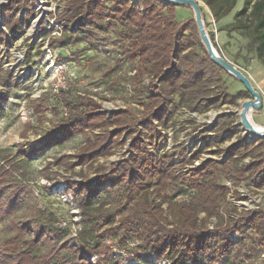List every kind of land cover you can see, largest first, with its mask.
<instances>
[{
  "label": "trees",
  "instance_id": "16d2710c",
  "mask_svg": "<svg viewBox=\"0 0 264 264\" xmlns=\"http://www.w3.org/2000/svg\"><path fill=\"white\" fill-rule=\"evenodd\" d=\"M200 1L219 22L238 0ZM176 6L163 0H65L64 10L59 12L66 23L64 30L101 24L106 18L116 20L119 28L115 33L126 41L122 55L134 67L132 80L146 123L156 120L165 126L178 107L204 112L224 103L237 106L238 99L249 96L245 90H227L221 75L224 70L207 54L194 17L177 21ZM9 25L15 30L14 22L9 21ZM223 27L245 36L247 51L264 66V0H242L233 21ZM2 42L5 39L1 38ZM60 103L66 115L43 143L91 131L84 138V151L74 156L77 164L109 154L108 150L118 145L113 139L120 128L135 119L130 108L107 115L96 102L78 92L67 90ZM234 116L221 118L229 133H236L234 128L239 126ZM108 126L114 129L107 130ZM93 129L105 130L94 133ZM217 137L225 140L223 133ZM145 141L133 138L126 156L109 168H96L94 179L69 186L77 201L80 225L68 241H63L64 230L56 224V214L42 211L24 183L23 160L30 156L23 153L15 160L3 157L0 220L6 221L10 233L0 244V264H91L90 256L97 258L95 264H111L108 242L137 258L138 263L155 256L167 264H218L230 257L238 242L247 248L245 257L264 255V209L238 213L226 203L230 208L223 211L225 192L218 182L220 177H230L235 183H252L263 163L264 137L244 138L233 151H227L223 160L205 159L186 173H176L166 155H152ZM198 153L196 149L190 160ZM246 156L253 161L242 165ZM152 178L154 181H150ZM263 181L264 174H260L254 183ZM177 186V195H170L169 189ZM103 190L114 192L111 207L95 200ZM179 196L183 199H176ZM223 215L226 220H222ZM214 217L219 221L209 228L207 222ZM249 232L253 235L243 242ZM230 233L239 235V241L230 240ZM255 264H264V256Z\"/></svg>",
  "mask_w": 264,
  "mask_h": 264
},
{
  "label": "rangeland",
  "instance_id": "374dc122",
  "mask_svg": "<svg viewBox=\"0 0 264 264\" xmlns=\"http://www.w3.org/2000/svg\"><path fill=\"white\" fill-rule=\"evenodd\" d=\"M64 2L0 0V39H5V42L0 43V165H5L2 161L5 156L9 157L8 160L18 159L23 153L30 156L23 160L26 170L24 183L42 211L56 214V224L64 230L63 241H68L80 225L77 201L69 186L94 179L96 168H109L112 162L126 156L130 152L129 143L133 138H146L145 146L152 155H166L176 173H186L205 159L223 160L229 149L234 150L235 144L255 136H248L241 131L240 126L234 128L236 133H229L227 127L222 126L221 119L222 116L233 114L238 122L241 102L249 99L250 94L238 99L237 106L224 103L204 112H190L178 107L173 110L165 126L156 120L146 123L140 113L143 108L138 103L132 80L134 67L122 55L126 41L115 33V29L119 28L116 20L106 18L101 24H87L79 29L67 26L68 29L64 30L66 23L59 17V12L64 10ZM241 5L242 0H238L228 15L215 22L208 8L199 0L203 24L209 38L212 37L213 47L220 56L241 70L261 95L264 91V66L252 52L247 51L245 36L223 29L224 25L233 21V15ZM174 13L180 22L193 16L192 9L185 5L176 6ZM9 21L14 22L15 30L11 29ZM57 68L60 71L56 72ZM221 75L229 92L245 90L241 82L226 71ZM57 78H63L64 85L60 86L58 92L52 93V84ZM67 90L71 94L78 92L90 98L107 115L123 108L134 111L135 119L120 128L118 137L113 139L118 141V145L111 147L109 154L77 164L74 156L84 151L81 149L84 138L91 135V131L43 143V139L50 135L66 115L67 110L60 100ZM257 110H251L250 120L262 123L264 114L254 119L253 114ZM231 126L233 128V123ZM106 129L112 130L114 126ZM104 130L93 129V132ZM222 133L225 140L219 141L217 136ZM207 140L213 143L206 145ZM35 148L39 151L34 152ZM196 149L199 150L198 156L191 161L190 156ZM252 161L250 156H246L241 164L248 165ZM257 171H260L257 176L263 174L264 157ZM225 180L233 181V178L220 177L218 180L225 192V200L221 204L223 211L229 207L226 203L232 205L228 199L229 189L224 185ZM150 181H154V178ZM173 188L169 189V194L176 196L178 186ZM95 200L112 206L115 201L114 192L103 190L95 196ZM222 220H226V215H223ZM217 221L218 217L211 218L207 222L208 227H215ZM8 233L6 221L0 220V244ZM248 235L253 233L245 234L243 242L249 240ZM228 236L230 240L239 241L237 234L230 233ZM108 243L111 247V264L116 261L119 264H167L165 259L155 256L138 263L137 258L117 250L114 243ZM241 244H235L230 257L218 264H255L264 256L259 253L251 258L245 257L247 248ZM96 259L90 256L89 262L95 264Z\"/></svg>",
  "mask_w": 264,
  "mask_h": 264
},
{
  "label": "water",
  "instance_id": "95a60500",
  "mask_svg": "<svg viewBox=\"0 0 264 264\" xmlns=\"http://www.w3.org/2000/svg\"><path fill=\"white\" fill-rule=\"evenodd\" d=\"M177 6H189L193 11V17L197 26L199 38L209 55L210 59L220 66L224 71L236 78L244 86L245 90L250 94V98L241 102V109L238 113L239 123L246 130L247 134H252L255 137L263 138L264 132L258 131L250 120V112L253 109L261 107V95L253 88L248 77L245 76L233 63L226 58L220 56L213 47L211 40L205 30L199 7V0H163Z\"/></svg>",
  "mask_w": 264,
  "mask_h": 264
},
{
  "label": "built area",
  "instance_id": "2783aa9c",
  "mask_svg": "<svg viewBox=\"0 0 264 264\" xmlns=\"http://www.w3.org/2000/svg\"><path fill=\"white\" fill-rule=\"evenodd\" d=\"M58 71H60V68L56 69V72ZM62 79L57 78L56 82L52 84V93L58 92L60 86L64 85V81ZM236 123L239 124L242 132L247 133L240 125L239 119ZM256 180L257 176L253 179V182L249 184L243 182L235 184L232 180L224 181V185H226L229 189L228 199L237 211L252 212L257 209H264V181L260 184H255L254 181Z\"/></svg>",
  "mask_w": 264,
  "mask_h": 264
},
{
  "label": "crops",
  "instance_id": "0c3cea01",
  "mask_svg": "<svg viewBox=\"0 0 264 264\" xmlns=\"http://www.w3.org/2000/svg\"><path fill=\"white\" fill-rule=\"evenodd\" d=\"M261 98H262L261 107L255 112V114H253L254 115V119H255L256 116L263 115L264 114V91L261 94ZM253 122H254V120H253ZM254 124L255 125H258L260 127H264V120L262 121V123H256V122H254ZM247 135L249 136V134H247Z\"/></svg>",
  "mask_w": 264,
  "mask_h": 264
},
{
  "label": "bare ground",
  "instance_id": "6f19581e",
  "mask_svg": "<svg viewBox=\"0 0 264 264\" xmlns=\"http://www.w3.org/2000/svg\"><path fill=\"white\" fill-rule=\"evenodd\" d=\"M252 122V121H251ZM253 126L260 132H264V128L263 127H260L258 125H255L253 122H252Z\"/></svg>",
  "mask_w": 264,
  "mask_h": 264
}]
</instances>
